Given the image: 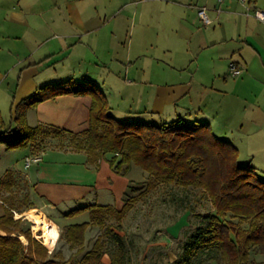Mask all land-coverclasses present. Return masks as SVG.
I'll use <instances>...</instances> for the list:
<instances>
[{"label":"rangeland","instance_id":"rangeland-1","mask_svg":"<svg viewBox=\"0 0 264 264\" xmlns=\"http://www.w3.org/2000/svg\"><path fill=\"white\" fill-rule=\"evenodd\" d=\"M5 1L0 0V5H7L8 2ZM38 1L40 4L46 5L47 8L44 15L38 19L52 21L60 15L58 5H51L54 4V0H23L24 5H38ZM91 1L97 5H88V12L99 16L106 22L109 20V25L98 35L95 34L98 38L97 50H95L97 44L95 41V49L90 51L92 64H88L85 68L89 70L92 79L97 82L94 83L95 86L106 94L114 118L120 122L160 123V120L149 117L145 113L134 112L149 110L150 82L165 83L178 80L181 82L193 79L196 83L194 85L196 89L202 80L215 84V88L228 92L216 96V101L221 102L222 110H225L229 103L232 104L236 113L233 120L234 125L243 124L244 126L243 131L226 133L227 137H224L225 133L217 131L216 133L222 138L231 140L239 151L238 162L241 165L250 163L256 168L258 178L264 181V116L259 113L258 100L253 95V93L256 95L260 91L263 92L264 89L257 88L254 84H247L246 88L239 86L234 89L233 93H230L232 84L228 87L230 91H227L224 80L232 82L238 80L237 78H230L226 74L227 69L217 74L206 71L213 55V48L207 46L206 40L213 36H223V32L214 34V29L206 28L199 20L194 6H204L215 1ZM206 13L211 19L209 11ZM55 34L58 37L61 36L62 32L58 30ZM45 35L48 36L49 33L46 32L42 36ZM6 44L12 48L22 45L11 40L7 41ZM55 45L56 43L52 42L45 49L56 50ZM127 50H130L131 53L129 61L125 60ZM21 53L24 52L21 51ZM209 55L211 56L209 57ZM67 62H70L69 59H66L64 63ZM7 76L8 84L0 85V111L5 125L11 122V108L16 107L14 103L11 104L16 93L13 83L15 76L13 73ZM221 116L225 117L224 115ZM31 122L33 121L31 120ZM45 126L43 123L41 127L46 129ZM53 129L61 130L59 127H53ZM50 139L53 138L47 139L46 153L51 159L59 157L51 149L56 148L55 143L57 146L67 145L69 148L71 147L67 136H62L53 141ZM26 150L22 148L7 150L4 145H0V173L2 174L10 166H15L16 169L25 172L22 169L23 156L27 152ZM99 161L106 162L103 159ZM118 177L125 181V185H116L120 189V193L111 198L109 206L116 209L122 206L124 194L127 192L129 184L143 183L147 179V174L140 167L132 166L127 175H119ZM124 186L125 189H123ZM27 191L29 190L22 184L15 187L13 190L17 199L15 205H18L24 196H28ZM5 193L4 191L1 192V196L5 197ZM101 196L98 199H94L93 196L92 199L91 196L87 195L81 199L59 201L54 204L53 208L45 204L47 201H39L40 198L38 197L35 201L45 207L38 209L33 205L31 209L42 213L48 222H54L60 235L66 225L89 220L87 212L73 217H65V213L91 203L104 205L110 200L109 196L108 199H102ZM22 210L21 212L15 211V213L21 214V219L24 220L23 226L29 228L32 236L43 243L39 234L34 232L32 222L25 216V213L30 209L24 210L23 207ZM4 212L5 206L0 204V215ZM212 212L213 207L208 197L200 190L185 189L174 185H160L133 205V208L127 212L121 221L120 228L117 227L118 223L113 218H109L107 223L124 239L126 264H172L184 253L186 243L196 230L199 227H204V216ZM13 217L14 219L20 218H17L14 213ZM226 220H232L234 223L239 222L238 219L229 216L226 217ZM240 225L243 228L247 227L244 222H240ZM101 235L106 242L103 262L109 264L110 255L114 251V243L104 234L103 229L90 227L87 230L84 249L85 251L90 249L95 239ZM54 249L62 250L66 259L74 255L76 251L70 249L63 240L58 239L54 247L48 248L50 252ZM251 259L256 262H264V253L252 251ZM194 263L223 264L218 259V253L214 247L199 248Z\"/></svg>","mask_w":264,"mask_h":264},{"label":"trees","instance_id":"trees-1","mask_svg":"<svg viewBox=\"0 0 264 264\" xmlns=\"http://www.w3.org/2000/svg\"><path fill=\"white\" fill-rule=\"evenodd\" d=\"M62 95L90 97L87 129L74 133L28 125V111ZM62 136L69 138L72 150L87 155L89 164L98 167L103 159L120 176L138 166L146 172L147 179L141 184H129L119 209L92 203L65 213V217L89 214L88 221L62 229L58 240L76 250L66 259L62 250L50 252L35 239L30 229L23 226L22 217L14 219L15 211L21 212L23 207L31 209L32 205L28 196L15 205L16 179L12 170H6L0 178V200L5 206L0 215V264H106L103 262L106 242L102 235L90 249H84L90 227L103 229L114 243L109 264H126L124 239L107 221L113 218L120 228L133 205L160 185L200 190L213 207V212L204 216V227L196 230L184 253L172 264H195L198 249L205 247H214L223 264H264L251 259L252 251L264 253V181L250 163L238 162V149L216 136L209 123L191 122L179 116L158 124L120 122L111 114L106 95L93 82L72 79L38 88L16 105L8 125L0 111V145L7 150L34 145L40 148L45 140ZM3 191L7 193L5 197L1 196ZM227 216L239 222L226 220ZM240 222L247 227H241Z\"/></svg>","mask_w":264,"mask_h":264},{"label":"crops","instance_id":"crops-1","mask_svg":"<svg viewBox=\"0 0 264 264\" xmlns=\"http://www.w3.org/2000/svg\"><path fill=\"white\" fill-rule=\"evenodd\" d=\"M214 1L212 4L194 6L196 13L202 7L206 12L209 11L213 20L210 25L203 24L206 28L214 29V34L223 32V36H213L206 40L207 46L213 48L206 71L217 74L227 69L226 74L229 76V65L234 63L242 73L235 77L238 80H224L227 91H230V84V93L239 86L244 88L247 84L264 89V23L245 15L244 7L237 0H225L222 4ZM5 2L8 4L0 5V85L8 84L7 75L14 74L16 93L12 105L19 104L48 83H60L70 79L97 83L85 67L92 64L90 51L95 49V41L98 39L95 34L102 32L109 25V20L106 22L88 12V5H97L95 2L54 0L51 5H58L60 15L52 21L38 19L47 11L46 5L40 4V1L38 5H24L23 0ZM250 3L264 10V0H250ZM199 20L201 21L200 18ZM58 30H61L62 34L57 37L55 33ZM46 32L49 35L42 36ZM9 40L22 45L12 48L6 44ZM52 42L56 43V50H46L47 45ZM97 45L98 42L95 50ZM130 57V50H127L125 60L129 61ZM66 59L70 62L64 63ZM178 81L150 82L149 110L134 112L145 113L160 121H171L179 116L191 122H207L213 133L221 138L216 131L229 134L244 130L243 124L234 125L236 113L232 104L229 103L227 108L222 110L221 102L216 101V96L228 92L215 88V84L204 80L199 83L197 89L193 79ZM253 95L257 97L259 113L264 116V91ZM89 105V96H58L41 102L28 111L27 122L31 127L45 123L46 128L59 127L61 130L77 133L88 127ZM13 110L11 108V115ZM111 113L113 114L112 107ZM224 137H227V134ZM39 142L40 140L35 144ZM47 143L45 140L42 148L37 145L27 148L23 161L29 155L37 156L41 161L32 164L28 169H24L23 162L22 170L25 172L10 166L0 173L1 178L6 170L13 171L16 187L22 184L29 190L27 192L32 208L33 205L38 209L45 207L35 201L38 197L39 201L45 200V204L53 208L59 201L81 199L87 195L92 199L93 196L94 199L101 195L102 199H108L109 196L110 200L104 205H110L111 198L120 193L116 185H125V181L119 179V175L110 169L108 163L99 161L98 167H95L87 162L84 152H76L67 145L61 147L55 143L56 148L51 149L59 157L51 159L46 153ZM231 143L235 146L232 141ZM122 191L124 193V190Z\"/></svg>","mask_w":264,"mask_h":264},{"label":"built area","instance_id":"built-area-1","mask_svg":"<svg viewBox=\"0 0 264 264\" xmlns=\"http://www.w3.org/2000/svg\"><path fill=\"white\" fill-rule=\"evenodd\" d=\"M218 4H222L225 0H216ZM243 7L245 15L253 17L264 23V10L251 5L250 0H237ZM197 14L204 25H210L212 20L207 16L205 8H199ZM242 73V70L234 63L229 65V76L235 78ZM41 159L37 156L29 155L24 158V168H29L34 163H39ZM15 214V212H14Z\"/></svg>","mask_w":264,"mask_h":264},{"label":"bare ground","instance_id":"bare-ground-1","mask_svg":"<svg viewBox=\"0 0 264 264\" xmlns=\"http://www.w3.org/2000/svg\"><path fill=\"white\" fill-rule=\"evenodd\" d=\"M15 214L17 218L21 217V214ZM25 216L32 222V228L35 233L39 234V237L43 240V244L48 248L54 247L59 236L57 225L54 222H48L42 213H39L34 209L28 210L25 213ZM21 240L26 243L23 237H21Z\"/></svg>","mask_w":264,"mask_h":264}]
</instances>
